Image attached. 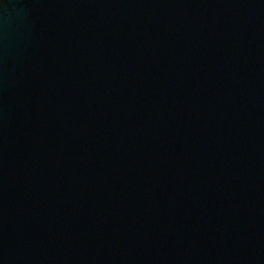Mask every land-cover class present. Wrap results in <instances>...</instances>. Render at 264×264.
<instances>
[{
    "label": "water",
    "instance_id": "obj_1",
    "mask_svg": "<svg viewBox=\"0 0 264 264\" xmlns=\"http://www.w3.org/2000/svg\"><path fill=\"white\" fill-rule=\"evenodd\" d=\"M0 264H264V0H0Z\"/></svg>",
    "mask_w": 264,
    "mask_h": 264
}]
</instances>
